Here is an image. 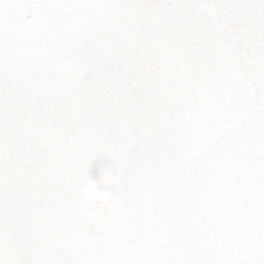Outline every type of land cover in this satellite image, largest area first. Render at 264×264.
<instances>
[{"label":"rangeland","instance_id":"obj_1","mask_svg":"<svg viewBox=\"0 0 264 264\" xmlns=\"http://www.w3.org/2000/svg\"><path fill=\"white\" fill-rule=\"evenodd\" d=\"M137 1L140 15L133 25L138 35L134 37L130 32L121 41L109 37L117 42L114 52L130 63L128 70L113 74L85 63L74 50L84 39L104 37L107 0H0V43L44 48L48 55L58 58L65 70L54 94L39 102L20 96L0 78V199L9 181L8 146H16V141L25 142L28 133L33 142H45L47 176L43 182L27 180L31 195L29 212L16 214L18 221L28 215L27 227L8 225L5 219L10 212L0 210V236L12 238L15 247L0 245V264H13L17 259L18 264H54L51 249L57 241H80L117 227L121 214L113 174L120 149L108 146L99 128L101 108L108 94L112 97L110 103L118 106V123L131 128L133 134L143 129L158 130L179 141L188 151L202 146L253 106L264 103V36H255L256 31L263 29L264 0H255L253 11L247 14L253 17V27L248 26V34L252 35H239L231 45L237 79L205 86L201 98L195 91H181L185 89L181 85L150 83L153 50L146 46L149 29L154 24L167 30L168 18L162 15L165 0ZM220 1L218 7L214 0H206L205 7L216 9L228 20L229 3ZM111 2L115 7L116 0ZM112 12L116 23L117 16ZM173 17V33L166 37L168 44L185 38L176 32L180 16L179 20L176 15ZM127 19L132 17L126 15L124 20ZM40 33L59 41L53 39L54 47L42 46L47 37ZM248 44L252 45V53L245 58ZM116 89L119 91L114 94ZM26 120L32 122L29 130L24 127ZM22 146L23 143L18 149ZM53 147L60 148L59 154ZM17 163L22 166L21 160ZM33 167L37 172L38 166ZM58 167L61 175L56 179L53 172ZM88 167L90 176L85 173ZM69 181L74 182L73 188ZM76 199L79 201L75 206Z\"/></svg>","mask_w":264,"mask_h":264},{"label":"water","instance_id":"obj_2","mask_svg":"<svg viewBox=\"0 0 264 264\" xmlns=\"http://www.w3.org/2000/svg\"><path fill=\"white\" fill-rule=\"evenodd\" d=\"M83 49L78 51L86 58ZM100 58L110 70L126 67L115 66L110 56ZM61 73L45 57L0 47V74L22 93L44 98ZM102 126L108 140L106 130L125 132L113 119L105 118ZM117 189L133 222V235L119 246L105 237L75 250L58 245L60 260L264 264V105L193 155L156 133L138 135L126 152Z\"/></svg>","mask_w":264,"mask_h":264},{"label":"flooded vegetation","instance_id":"obj_3","mask_svg":"<svg viewBox=\"0 0 264 264\" xmlns=\"http://www.w3.org/2000/svg\"><path fill=\"white\" fill-rule=\"evenodd\" d=\"M111 1L107 0L105 12L106 29L105 35L101 39L105 50L109 53H115L113 46L117 47V42H114L112 39L110 40L109 37H117L121 41V38L125 35L132 34L130 32H133L134 37L137 36L138 34L134 33L133 24L136 23L135 18L140 15V6L137 0H116L115 7H113ZM227 1L229 3L228 11H230V18L228 20L219 15L216 9L206 8V0H165L162 7L164 9L162 15L165 16V19L168 18V29H158L154 27V24L152 27L150 24V39L146 43L148 49L153 50L150 83L155 85H171L172 87L174 85H181L185 88L181 91H195L198 97L201 98L205 94V86H210L213 82L227 83L237 79V62L231 45L237 41L239 35L247 36L248 26L253 27V17H247V14L253 11V2L255 0H239L237 3H235V0ZM214 3H218L219 7L221 1L214 0ZM112 11L117 16L116 23L113 22ZM204 12L206 14H203ZM261 14L264 18V10ZM126 15L132 17V19L125 21L124 17ZM173 15H176L177 19L180 16V20L178 19L179 27L176 28V32L179 36L185 38L181 41L179 39L174 44H168L166 37L173 33V18L175 17ZM233 15L235 16L234 19ZM263 18L260 17V20ZM114 25H116V29L113 28ZM40 34L41 37H47V42L42 46L54 47L55 42L53 39L55 38L57 41L58 38L48 37L49 35L43 33ZM248 35L251 36L252 34ZM256 35L264 36V24L262 31L255 32ZM158 37H160L159 40ZM118 46L121 49L123 47L121 44ZM26 48H33L41 52L46 51L44 48L34 46H26ZM251 53L252 45L248 44L244 50L245 58L250 57ZM188 85L189 90H187ZM170 90L173 91V88H170ZM107 100H109V94L105 98L104 104H106ZM36 102H39V100H36ZM24 122L25 130H29L32 122H28L27 120ZM27 135L28 139L25 142L23 140L20 142L16 141V146H8L11 155L8 165L9 181L6 183V190H4V194L0 199V210L2 209L6 214L10 212L5 219V223L7 221L8 225H28L27 214L23 215L20 221L17 220L16 215L18 212H29L30 206H28V203L31 195H29L30 187L27 184V180H32L33 182L42 180L43 182L46 176L44 173L45 157H43L45 142H33L31 133ZM21 143H23V146L21 149H18ZM15 147H17V150H15ZM53 149L54 151L56 150L55 147ZM59 150L60 148L55 153L59 154ZM73 158L76 157H68L69 160H74ZM17 160L18 162L19 160L22 161V166L19 163L16 164ZM58 163L60 165L61 159ZM33 165L38 166L37 172H34ZM59 167L54 170L53 178H60L61 170ZM109 234L114 239H117L123 234V230H119V226H117L116 228H112Z\"/></svg>","mask_w":264,"mask_h":264}]
</instances>
